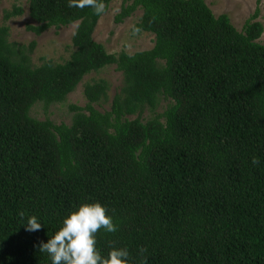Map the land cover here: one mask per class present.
I'll return each mask as SVG.
<instances>
[{
    "label": "trees",
    "instance_id": "1",
    "mask_svg": "<svg viewBox=\"0 0 264 264\" xmlns=\"http://www.w3.org/2000/svg\"><path fill=\"white\" fill-rule=\"evenodd\" d=\"M136 11L133 31L153 34V47L108 55L93 39L102 14L29 0L37 37L78 23L61 64L35 66V43H9L0 27V264H51L40 243L84 203H100L116 225L96 233L102 256L116 247L129 264H264L260 11L238 31L205 0H121L114 22ZM23 13L14 7L3 22ZM110 66L118 91L110 99L104 79L85 83L70 126L31 117ZM20 212L43 227L25 231Z\"/></svg>",
    "mask_w": 264,
    "mask_h": 264
},
{
    "label": "rangeland",
    "instance_id": "2",
    "mask_svg": "<svg viewBox=\"0 0 264 264\" xmlns=\"http://www.w3.org/2000/svg\"><path fill=\"white\" fill-rule=\"evenodd\" d=\"M205 3L215 16L228 15L232 25L238 31L242 30L246 21L254 15L257 9L260 12L256 20L264 28V0H205ZM120 5L121 0H113L107 10L101 15L93 32L94 41L102 45L108 55H117L122 51L127 55H133L137 52L150 50L154 44V35L147 32L136 33L133 31L134 25L141 16V11H136L121 24L114 22V17L118 14ZM14 7L21 8L24 12L23 15L3 22L4 13L11 11ZM28 13L29 0H0V27L5 25L9 28L8 42L25 47L34 42L35 50L32 55V62L35 66H40L47 61H52L55 64H61L66 61L71 50H73L71 41L78 23H73L68 27H61L59 30L50 28L37 37L27 30V26H37L30 19ZM261 42L264 43V33L261 37ZM98 79H104L109 84L108 97L110 99L118 91L122 82V76L115 73L114 67L110 66L99 74L85 77L74 93L69 94L63 103L52 104L46 108L42 103L37 104L31 110V117L39 121L48 119L57 126L62 124L70 126L73 113L70 112L69 106L84 107L86 100L82 94L83 86L85 83H91ZM167 104V101L161 102L157 111L161 112ZM108 105L103 104L96 108L100 111H106L109 109ZM143 116L148 117L150 114L145 112Z\"/></svg>",
    "mask_w": 264,
    "mask_h": 264
},
{
    "label": "clouds",
    "instance_id": "3",
    "mask_svg": "<svg viewBox=\"0 0 264 264\" xmlns=\"http://www.w3.org/2000/svg\"><path fill=\"white\" fill-rule=\"evenodd\" d=\"M70 6L90 7L101 15L105 11L103 0H70ZM257 159L253 163H258ZM107 209L100 203H84L69 213L62 221L59 230L47 240L41 242L39 251L46 253L51 264H129L127 248L113 247L107 256H102L96 247V233L101 228L108 233L117 230ZM19 216L24 223L21 227L28 232L40 230L43 225L36 216Z\"/></svg>",
    "mask_w": 264,
    "mask_h": 264
}]
</instances>
